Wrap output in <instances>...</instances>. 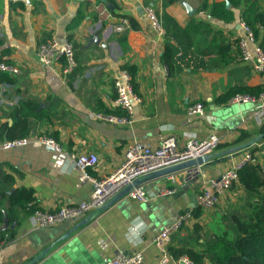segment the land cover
I'll return each mask as SVG.
<instances>
[{
    "label": "crops",
    "instance_id": "0c3cea01",
    "mask_svg": "<svg viewBox=\"0 0 264 264\" xmlns=\"http://www.w3.org/2000/svg\"><path fill=\"white\" fill-rule=\"evenodd\" d=\"M113 1L117 14L132 16L139 26L134 30L130 24L123 43L119 41L121 34L105 31L109 22L104 23L102 32L96 27L97 4L106 3L111 12L114 9L105 0H30V4L22 3L24 8L21 3L0 0V58L20 68L13 96L8 97L38 102L41 116L33 119L35 129L26 145L4 149V140L0 139V163L15 175L17 187L35 191L41 210L55 211L89 200L93 186L87 174L100 177L118 167L134 140L158 146L162 138L171 137L184 146L192 139L215 135L219 143L210 154L218 155L192 180L183 179L185 171L141 179L146 202L125 195L90 217L43 228L35 225L32 215L25 216L15 227L16 237L0 245V264H104L132 249L144 250L143 264H162L151 241L181 212L196 208L203 179L219 177L251 151L264 169V139L235 150L247 146L264 130V119L258 122L255 105L233 103V98L225 104L218 101L236 85L264 89V75L242 61L237 44L239 23L250 4L243 1L234 6L229 0H177L170 5L165 0ZM257 4L258 12L264 13V0ZM140 7L143 11L152 8L158 17L168 14L181 28L191 26L192 54L203 57L206 68L198 69L191 61L190 66L170 76L162 61L164 36L153 29ZM80 9L82 16L78 15ZM224 10L232 13L230 19H225ZM255 26L256 40L264 48V25L255 22ZM176 35L171 37L173 42L183 44L181 35ZM94 36L101 39L100 44L90 42ZM47 40L73 43L76 75H65L61 62H39L37 46ZM125 65L136 67L142 101L134 108L132 123L122 126L100 120L97 115L119 112L114 81ZM197 103L204 106V114L192 116L188 110ZM227 107L234 113L221 121L220 111ZM12 110V106L0 104V123ZM38 136L54 139L61 151L42 144ZM227 150L233 152L220 157ZM82 153L99 157L98 164L87 173L74 164ZM164 188H173L175 193L163 195ZM233 194L227 193L214 210H201L197 222L203 228L202 235L224 229L221 218ZM80 222L85 223L61 240ZM194 223L186 225L171 244L179 247L190 242ZM195 247L199 249L200 245Z\"/></svg>",
    "mask_w": 264,
    "mask_h": 264
},
{
    "label": "built area",
    "instance_id": "2783aa9c",
    "mask_svg": "<svg viewBox=\"0 0 264 264\" xmlns=\"http://www.w3.org/2000/svg\"><path fill=\"white\" fill-rule=\"evenodd\" d=\"M10 3H24L27 0H9ZM96 12L99 19L96 27L102 32L104 23H110L105 29L111 34H123L130 28L128 18L124 16H114L109 10L106 3L100 2L96 6ZM144 12L150 21L153 29L161 35H164L162 22L156 15L155 11L150 8H144ZM116 19V20H114ZM114 20V22H111ZM239 36L237 44L240 57L243 62L250 64L255 73L264 75V50L256 40L253 29L245 21L239 23ZM36 55L39 62L43 65H49L53 62H63V73L70 74L77 66L75 60L74 45L70 40H47L38 44ZM0 72L7 73L11 76L19 75L20 68L7 60L0 61ZM12 84H0V104L12 106L18 104L20 98H10L13 96ZM116 92L115 104L120 114L99 113L97 117L100 120L113 123L116 125H129L132 123V115L136 105L141 103V97L134 91L132 78L125 69L119 72L114 81ZM231 102L233 103H253L256 108L258 122L264 119V92L259 96L253 97L238 94ZM190 115H203L204 106L201 103L194 104L188 110ZM30 137L23 139H15L4 141L2 147L10 149L26 145ZM42 144L49 146L57 151H61L59 145L54 139L47 137H39ZM219 140L215 135L205 139H192L184 146H181L176 139L167 137L162 138L158 146H153L144 141L134 140L129 144L124 152L122 162L118 167L109 173L92 177H87L92 183L93 189L89 200L80 202L75 205H64L55 211L36 210L33 213L35 225L37 227H48L65 220H81L90 217L100 211L110 199L128 186H132L127 196L133 200L140 202L147 201V195L144 187L139 184L140 180L148 176L150 173L167 168L176 164H180L189 160H197L205 155L210 154L218 145ZM99 162V157L95 153H82L78 155L74 164L83 172L95 167ZM249 162H257L252 158L251 153H246L244 158L226 169L217 178H205L201 183L199 192L196 195V207L201 210H214L219 205L221 199L230 192L233 185L238 181L239 170ZM202 172V165H197L191 171H185V180H192ZM163 195H173L175 189L164 188L161 192ZM192 208L181 212L171 225L163 226L162 229L153 237L151 243L157 248L159 258L162 264H195L188 255H182L174 258L169 251L172 238L180 232L189 223H194V215ZM2 245V244H0ZM144 250L132 249L128 252H120L115 257L107 260L104 264H143Z\"/></svg>",
    "mask_w": 264,
    "mask_h": 264
},
{
    "label": "trees",
    "instance_id": "16d2710c",
    "mask_svg": "<svg viewBox=\"0 0 264 264\" xmlns=\"http://www.w3.org/2000/svg\"><path fill=\"white\" fill-rule=\"evenodd\" d=\"M105 1L114 8L112 11L113 15L128 18L132 29H139L132 16L115 12L117 6L113 0ZM176 1L165 0L164 3L170 5ZM229 1L234 6L240 5L243 1L248 2L250 5L246 11H254L255 13V9L259 7L257 3L263 0ZM20 7L24 8V5L21 3ZM223 13L224 17H227L225 18L226 20L231 18L232 13L230 11L224 10ZM78 15L82 16L81 9L78 11ZM159 19L165 32L163 35L164 52L162 61L166 65L169 75L172 76L178 73L184 66H190L191 61L198 69L206 68V62L201 59L203 57L200 58L192 54V27L181 28L168 14L162 15ZM253 20L264 25V13L258 12L257 9ZM176 34L181 35L183 44L177 45L173 42L171 37L173 35L176 37ZM68 38L70 39V37ZM125 40L126 34L123 33L120 35L119 41L123 43ZM190 54L191 57H188ZM199 59L200 61H197ZM1 60L3 59L0 58ZM63 66H65L64 62ZM123 69L127 70L131 75L133 89L138 94L136 67L125 65ZM76 73L77 70L75 68L70 75L72 76L73 74L74 76ZM1 83L14 85L16 77L0 72ZM263 92L264 89L260 87L253 88L247 85H236L224 93L218 101L225 104L238 94L256 97ZM39 107L38 102L23 100L22 98L11 112L5 114L6 120L0 123V139L11 141L28 137L35 129L33 119H40L41 117L38 111ZM106 113L113 112L107 111ZM115 113L121 115L120 111ZM9 119H11V122ZM262 133H264V130ZM251 155L256 160L254 151H251ZM238 175V181L233 185L232 189L237 192L243 191L241 194L243 198L240 201L244 202V206L239 208V211L229 206L221 218L224 222V229L220 233L211 235L201 234L203 228L197 222L202 214L201 209L194 208L193 236L190 242L179 247L172 244L169 246L170 254L174 258L188 255L195 264H264V169L258 162H249L239 170ZM39 209L35 191L31 188L17 187L15 175L8 173L4 165L0 163V244L13 240L17 234L15 227L20 224L21 219L25 216L33 215ZM5 219L8 222V227L6 228H4ZM200 240H203V243H200ZM197 244L200 245L199 249L195 247Z\"/></svg>",
    "mask_w": 264,
    "mask_h": 264
},
{
    "label": "water",
    "instance_id": "95a60500",
    "mask_svg": "<svg viewBox=\"0 0 264 264\" xmlns=\"http://www.w3.org/2000/svg\"><path fill=\"white\" fill-rule=\"evenodd\" d=\"M78 1H83V0H78ZM27 4H30V0H27ZM230 4L227 2V6H229ZM112 8V7H110ZM141 13H144L142 7H140L138 9ZM90 42H94L96 44H100L101 43V39L98 38L97 36H94L90 39ZM103 46L106 47V44L103 43ZM234 111L232 108L230 107H227V108H224L220 111V119L221 121H223L224 119H226L227 117H229L231 114H233ZM262 139H264V133H262L258 138H256L255 140H253L251 143H249L247 146H241V147H238V148H234L235 150H242V149H245L246 147L248 146H252V145H256L258 142H260ZM233 149V150H234ZM233 150H227L225 152H222L220 153V157H224V156H228L229 154H231L233 152ZM218 155V154H216ZM216 155H212V154H208V155H205L204 157H201L197 160H189V161H186V162H183V163H180V164H176V165H173V166H170V167H167V168H163V169H160V170H157V171H154L152 173H150L148 176V178L150 177H154L153 179H156V178H162V177H169V176H172L173 174H176V173H179V172H182V171H191L193 168H195L197 165H202V167H205V165L208 163V161L212 158H214ZM219 162V161H218ZM218 162H215V164H217ZM132 186H128L126 188H124L123 190H121L118 194H117V197L110 201V202H107L104 206H102V208L100 210H105L107 209L108 207H110V205L112 203H114L116 200H118L119 198L127 195L130 190H131ZM85 222H80L79 224H77V226H75L74 228H72L69 232H67L62 238L61 240H64V239H67L71 232L75 231L78 227H80L81 225H83ZM8 227V222L7 220L5 219V225H4V228Z\"/></svg>",
    "mask_w": 264,
    "mask_h": 264
},
{
    "label": "rangeland",
    "instance_id": "374dc122",
    "mask_svg": "<svg viewBox=\"0 0 264 264\" xmlns=\"http://www.w3.org/2000/svg\"><path fill=\"white\" fill-rule=\"evenodd\" d=\"M256 12H257V9H255V13ZM255 13L252 12V11L251 12H246V14L242 17V21L247 22L250 25V27L253 29L254 33H256V26H255V22L253 20ZM232 191H235L236 192V195H234ZM229 193H232L233 194V197H232L233 199H232V201L229 200V203H227L225 206L226 207H229L230 206L232 209H237L239 211V208H241L242 206H244V202L243 201H240L241 198H243V196H241V194L243 193V191L240 192V193H237L236 190L232 189V190H230ZM222 209H224V207H222ZM224 213H225V211H224ZM181 231H183V230H181ZM178 233L175 234L173 237L176 238V239H179V237H176L177 235H179Z\"/></svg>",
    "mask_w": 264,
    "mask_h": 264
}]
</instances>
